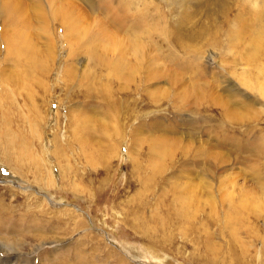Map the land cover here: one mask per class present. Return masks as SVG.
Here are the masks:
<instances>
[{
	"label": "rangeland",
	"instance_id": "rangeland-1",
	"mask_svg": "<svg viewBox=\"0 0 264 264\" xmlns=\"http://www.w3.org/2000/svg\"><path fill=\"white\" fill-rule=\"evenodd\" d=\"M0 264H264V0H0Z\"/></svg>",
	"mask_w": 264,
	"mask_h": 264
},
{
	"label": "bare ground",
	"instance_id": "bare-ground-1",
	"mask_svg": "<svg viewBox=\"0 0 264 264\" xmlns=\"http://www.w3.org/2000/svg\"><path fill=\"white\" fill-rule=\"evenodd\" d=\"M66 17H65V22H66V25H70L71 23V27H72V29H73V31H72V33H70L69 32V34L68 35H71V39H77V40H80L78 37H82L80 34H77L78 33V30L76 29V31H75V29L74 28H77V24H78V27H79V23H77L76 24V22L75 21H72L71 23H70V21H69V19H70V17L68 16V15H65ZM68 23V24H67ZM107 30V29H106ZM95 35V34H94ZM68 37V36H67ZM102 38V37H101ZM137 40V39H136ZM133 41V40H132ZM17 42V41H16ZM133 42H135V40L133 41ZM11 43V42H10ZM13 44V43H12ZM143 49V48H142ZM140 51V50H139ZM139 51H137L136 50V56H138V54H139ZM141 53V52H140ZM140 55V54H139ZM123 56V55H122ZM126 55H124V57H125ZM121 59H123L124 60V64H123V68H124V66H125V71L127 70V68L128 69H130V64H131V61L130 60H125L126 58H121ZM129 59V58H128ZM139 60H140V62H144L145 60H144V58H143V60L142 59H140L139 58ZM132 65V64H131ZM123 68H121V69H123ZM121 69H120V71H121ZM118 71H119V69H117ZM124 70V69H123ZM131 72H126L124 75H123V77H127V75L128 74H130ZM118 76H120V75H118ZM121 78H122V76H120ZM6 247V246H5Z\"/></svg>",
	"mask_w": 264,
	"mask_h": 264
}]
</instances>
